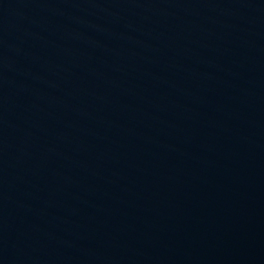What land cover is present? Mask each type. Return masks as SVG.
I'll use <instances>...</instances> for the list:
<instances>
[{"label": "water", "instance_id": "water-1", "mask_svg": "<svg viewBox=\"0 0 264 264\" xmlns=\"http://www.w3.org/2000/svg\"><path fill=\"white\" fill-rule=\"evenodd\" d=\"M0 264H264V0H0Z\"/></svg>", "mask_w": 264, "mask_h": 264}]
</instances>
